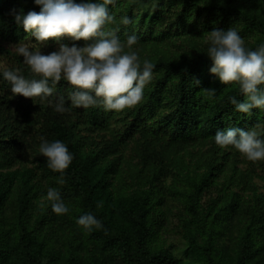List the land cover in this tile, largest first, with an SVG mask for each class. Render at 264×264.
Returning <instances> with one entry per match:
<instances>
[{"label":"trees","instance_id":"trees-1","mask_svg":"<svg viewBox=\"0 0 264 264\" xmlns=\"http://www.w3.org/2000/svg\"><path fill=\"white\" fill-rule=\"evenodd\" d=\"M107 7L114 21L104 30L121 42L136 35L133 49L156 65L144 101L120 112L57 113L47 100L11 93L3 70L39 78L14 46L47 54L59 43L91 41L61 36L42 44L12 15L40 6L0 0V264H264V175L214 142L217 130L264 126V110H235L229 98L244 96L209 72L204 42L211 30L231 27L256 50L264 44V0H116ZM55 87L49 99L62 96L70 106L74 86L61 80ZM41 137L73 154L63 185L38 151ZM48 187L59 189L67 214L52 212ZM89 212L102 229L89 233L76 223ZM172 232L186 244L183 260L167 245Z\"/></svg>","mask_w":264,"mask_h":264},{"label":"clouds","instance_id":"clouds-1","mask_svg":"<svg viewBox=\"0 0 264 264\" xmlns=\"http://www.w3.org/2000/svg\"><path fill=\"white\" fill-rule=\"evenodd\" d=\"M40 6L39 12L13 11L14 21L30 33L36 41L46 44L49 38L59 42L61 36L72 40L91 41L82 47L59 43L56 50L47 54L32 50L26 44L14 46L31 73L38 79H26L19 69H5L3 78L9 82L12 94L23 97H38L53 106L57 113L70 112L74 108L103 106L105 111L120 112L135 108L144 101V89L153 80L155 64L148 59L141 61L133 49L136 35H129L121 42L113 31H105V25L114 21L108 5L114 0H33ZM123 24H129L127 16ZM205 52L212 64L209 72L228 85L236 83L244 100L238 102L235 96L229 98L235 110L246 115L253 108L264 110V44L256 50L245 46L243 38L235 28L213 29L205 37ZM127 47V51H125ZM64 80L76 89L68 97H58L53 103L56 85ZM209 99L214 98V90H206ZM214 142L221 148L231 146L248 161L264 160V126L242 130L230 127L217 130ZM39 153L47 158V166L60 175L56 183H65V170L73 160V154L60 140L49 141L40 138ZM46 200L53 213L64 215L69 212L58 188L48 187ZM76 223L85 231L102 229L103 224L91 212L80 215Z\"/></svg>","mask_w":264,"mask_h":264},{"label":"rangeland","instance_id":"rangeland-1","mask_svg":"<svg viewBox=\"0 0 264 264\" xmlns=\"http://www.w3.org/2000/svg\"><path fill=\"white\" fill-rule=\"evenodd\" d=\"M115 1L116 0H114V2ZM242 157H244V156L242 155ZM253 166L256 167L257 170L261 171L263 173V175H264V165L260 166L259 163L256 161V162H253ZM260 191L264 192V188L260 189ZM166 241H167V245L170 248L171 253L174 256V258L177 259V260H179V259L183 260L185 258L186 244L181 239V237L177 233L172 232L168 236Z\"/></svg>","mask_w":264,"mask_h":264}]
</instances>
